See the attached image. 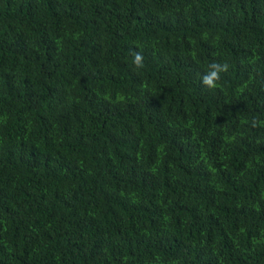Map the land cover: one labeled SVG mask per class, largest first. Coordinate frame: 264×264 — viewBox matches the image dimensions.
Listing matches in <instances>:
<instances>
[{"label": "trees", "instance_id": "1", "mask_svg": "<svg viewBox=\"0 0 264 264\" xmlns=\"http://www.w3.org/2000/svg\"><path fill=\"white\" fill-rule=\"evenodd\" d=\"M0 264H264V0H0Z\"/></svg>", "mask_w": 264, "mask_h": 264}, {"label": "clouds", "instance_id": "2", "mask_svg": "<svg viewBox=\"0 0 264 264\" xmlns=\"http://www.w3.org/2000/svg\"><path fill=\"white\" fill-rule=\"evenodd\" d=\"M133 64L137 68L144 66V56L140 52H132ZM229 70L228 62H212L209 65V71L202 77V84L208 89H215L217 82L221 79L222 73H227ZM256 126V121H253V127Z\"/></svg>", "mask_w": 264, "mask_h": 264}]
</instances>
